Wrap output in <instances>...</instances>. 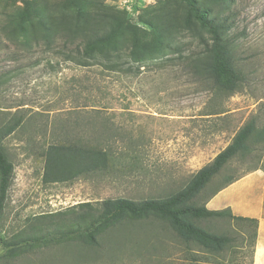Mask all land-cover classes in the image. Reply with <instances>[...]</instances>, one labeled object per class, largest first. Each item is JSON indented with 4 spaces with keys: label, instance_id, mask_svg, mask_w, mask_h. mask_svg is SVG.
Instances as JSON below:
<instances>
[{
    "label": "rangeland",
    "instance_id": "obj_1",
    "mask_svg": "<svg viewBox=\"0 0 264 264\" xmlns=\"http://www.w3.org/2000/svg\"><path fill=\"white\" fill-rule=\"evenodd\" d=\"M22 9L25 19L34 22L39 11L102 13L108 29L126 26L120 34L122 58L116 67L103 58L84 59L76 52L80 40L67 46L61 38L50 46L39 40L27 46L18 32L10 37L2 30L6 15ZM231 10L238 16L228 38L245 82L228 96L191 67L203 57L204 47L184 28L188 10L179 0H0V125L13 115L25 117L3 142L14 173L0 216V264L191 262L192 253L159 220L113 229L96 247L75 239L32 247L22 241L32 226L41 228L37 219L44 218V227L55 215L71 221L72 211L81 213L78 206L83 203L161 199L177 192L250 121L264 128V0H234ZM154 17L170 23L174 18V42L161 58L134 63L128 57L130 30L149 29L148 19ZM94 126L116 135L111 131L92 135ZM95 138L112 146L118 160L115 169L59 183L44 180L49 145ZM260 167H264V142L251 145L247 156L233 160L201 193L199 202L204 204L227 179ZM203 226L237 239L225 264H252L251 226L228 218L210 219ZM42 229L37 235L48 237L47 229ZM4 242L22 244L11 253L12 246ZM208 260L213 261L209 256Z\"/></svg>",
    "mask_w": 264,
    "mask_h": 264
},
{
    "label": "trees",
    "instance_id": "obj_2",
    "mask_svg": "<svg viewBox=\"0 0 264 264\" xmlns=\"http://www.w3.org/2000/svg\"><path fill=\"white\" fill-rule=\"evenodd\" d=\"M179 1L188 10L184 28L197 37L204 47L203 57L197 59L191 67L210 80L217 92L233 96L245 82L243 71L235 59L234 47L228 38L238 16L231 10L234 0ZM36 14L40 16L36 22L28 20L27 17L25 19L23 9L17 11L16 15L15 13L7 14V25L3 26L2 30L10 37L18 32V36H22L27 46L32 42L39 43V40L46 46L52 45L57 38L62 39L64 46L76 45L75 42L80 40L81 45H76V52L81 57L87 60L103 58L110 63L111 67H116L117 60L122 58L120 34L126 26L108 29V25L102 24L104 22L102 13L96 15L79 11L76 16L39 11ZM173 24L174 18L170 23L154 17L148 19L149 29L132 27L128 57L139 64L161 58L160 56L169 50L174 42ZM30 27H33L31 32ZM204 34L208 36V41H204ZM112 61L115 63L112 64ZM24 118L13 115L0 125V216L5 208L14 173V164L6 153L3 142L22 126ZM101 130L94 126L92 135H107L109 131H111L110 135H116L115 131L106 129V132L102 133ZM263 142L264 128L258 129L256 123L250 121L235 135L226 149L195 174L185 188L161 199L135 201L119 198L106 199L98 205L83 203L78 206L81 213L72 211L74 216L71 221H62V215L60 217L55 215L49 218L48 226L45 227L46 223L41 217L36 220L41 228L32 226L30 230L32 233L24 237L22 243L32 247L75 239L87 246L96 247L99 241L106 238L113 229L141 221L159 220L192 253L191 262L188 264H225L224 259L237 239L212 233L203 226V222L228 218L251 226L253 260L257 221L236 217L229 209L211 211L206 207V201L211 196L240 177L227 179L205 200L204 204L199 202V198L213 179L233 160L239 157L244 158L248 155L251 145ZM44 157V180L47 183L65 182L88 174L108 173L115 169V165H118L112 146L101 138H95L94 141L87 143L83 141L54 143L47 147ZM63 227L67 228L63 229ZM49 228H55V230H49ZM41 229L42 232L47 229L48 233L44 235L48 237L42 238L37 235V232L41 233ZM52 233L56 236H52ZM22 243L4 242L5 246H12L11 253ZM194 249H198V252ZM208 256L213 261L208 260Z\"/></svg>",
    "mask_w": 264,
    "mask_h": 264
},
{
    "label": "crops",
    "instance_id": "obj_3",
    "mask_svg": "<svg viewBox=\"0 0 264 264\" xmlns=\"http://www.w3.org/2000/svg\"><path fill=\"white\" fill-rule=\"evenodd\" d=\"M207 209H229L236 217L256 220L252 264H264V167L254 169L206 201Z\"/></svg>",
    "mask_w": 264,
    "mask_h": 264
}]
</instances>
